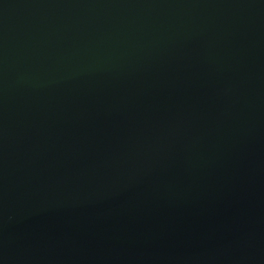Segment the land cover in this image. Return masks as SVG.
Listing matches in <instances>:
<instances>
[{
	"label": "water",
	"instance_id": "95a60500",
	"mask_svg": "<svg viewBox=\"0 0 264 264\" xmlns=\"http://www.w3.org/2000/svg\"><path fill=\"white\" fill-rule=\"evenodd\" d=\"M0 264H264V0H0Z\"/></svg>",
	"mask_w": 264,
	"mask_h": 264
}]
</instances>
